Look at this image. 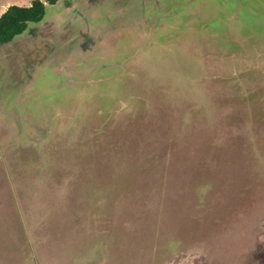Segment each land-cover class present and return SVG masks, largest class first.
<instances>
[{
	"label": "rangeland",
	"instance_id": "obj_1",
	"mask_svg": "<svg viewBox=\"0 0 264 264\" xmlns=\"http://www.w3.org/2000/svg\"><path fill=\"white\" fill-rule=\"evenodd\" d=\"M10 263L264 264V0H58L0 47Z\"/></svg>",
	"mask_w": 264,
	"mask_h": 264
},
{
	"label": "trees",
	"instance_id": "obj_2",
	"mask_svg": "<svg viewBox=\"0 0 264 264\" xmlns=\"http://www.w3.org/2000/svg\"><path fill=\"white\" fill-rule=\"evenodd\" d=\"M57 1L33 0L27 7L18 5L8 6L0 15V47H6L15 37L20 36L25 31L28 23L40 22L45 15L46 7L55 5ZM52 53L53 49H50V54ZM47 59L49 60V58Z\"/></svg>",
	"mask_w": 264,
	"mask_h": 264
},
{
	"label": "crops",
	"instance_id": "obj_3",
	"mask_svg": "<svg viewBox=\"0 0 264 264\" xmlns=\"http://www.w3.org/2000/svg\"><path fill=\"white\" fill-rule=\"evenodd\" d=\"M30 4H28L27 6H29ZM8 6H10V4H7V5H4L3 7H0V15L6 10V8L8 7ZM27 6H25V7H27ZM33 239H34V237H33V233H32V231H31V234H30V244H31V251H32V248H33ZM10 264H12V263H10ZM15 264H17V263H15ZM39 264V263H38Z\"/></svg>",
	"mask_w": 264,
	"mask_h": 264
}]
</instances>
